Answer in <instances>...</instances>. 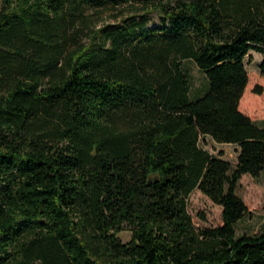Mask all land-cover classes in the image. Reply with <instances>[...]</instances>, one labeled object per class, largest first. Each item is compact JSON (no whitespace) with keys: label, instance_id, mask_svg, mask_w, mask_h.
Returning <instances> with one entry per match:
<instances>
[{"label":"trees","instance_id":"1","mask_svg":"<svg viewBox=\"0 0 264 264\" xmlns=\"http://www.w3.org/2000/svg\"><path fill=\"white\" fill-rule=\"evenodd\" d=\"M252 50L264 77V0H0V264H264V227L236 229L264 170ZM195 189L221 225H196Z\"/></svg>","mask_w":264,"mask_h":264},{"label":"rangeland","instance_id":"2","mask_svg":"<svg viewBox=\"0 0 264 264\" xmlns=\"http://www.w3.org/2000/svg\"><path fill=\"white\" fill-rule=\"evenodd\" d=\"M113 19L111 12H102L100 14L99 24L102 25L106 22H112ZM262 60L263 55L255 50L250 51L244 58L249 73V83L251 84V89L247 87L245 91L249 92L247 100L253 102L254 99L252 97L256 96L259 98L258 103L260 106L263 102L261 96L264 99V77L260 71V63ZM183 67L191 83V98L195 99L205 94L208 81L205 73L198 68L193 60H185ZM257 85L262 87V94H256L254 92ZM246 114L264 126V112L257 116ZM200 144L213 154L227 159L233 165L238 161L239 152L236 145L232 143H220L213 140L210 136H206L201 138ZM237 193L249 208V213L236 225L238 235L244 233L256 234L260 232L264 227V170L258 177L250 174L243 175L239 181ZM189 211L197 226L215 227L223 223V208L214 203L199 189H195L189 198ZM120 236L123 241H128L131 238V231L124 229L120 232Z\"/></svg>","mask_w":264,"mask_h":264}]
</instances>
